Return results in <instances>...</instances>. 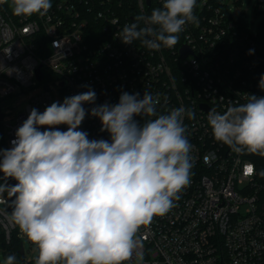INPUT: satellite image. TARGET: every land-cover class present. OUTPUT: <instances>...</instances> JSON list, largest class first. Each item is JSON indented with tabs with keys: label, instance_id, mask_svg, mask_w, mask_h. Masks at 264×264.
Wrapping results in <instances>:
<instances>
[{
	"label": "built area",
	"instance_id": "1",
	"mask_svg": "<svg viewBox=\"0 0 264 264\" xmlns=\"http://www.w3.org/2000/svg\"><path fill=\"white\" fill-rule=\"evenodd\" d=\"M51 2L43 18L16 16L11 0L0 3V101L35 93L16 115L0 107L9 148L31 109L43 112L89 87L97 99L83 105L86 111L118 103L121 92L142 98L146 90L159 94V114L190 108L195 118L185 117L184 123L193 145L191 181L166 215L140 229L143 264H264V187L256 166L216 141L207 120L212 108L223 114L245 103L248 94L264 97L258 87L264 75V19L253 31L245 15L233 14L227 4L197 0L199 25L186 24L174 47L151 51L139 40L124 44L118 35L136 15L162 7V0H151L150 6L147 0ZM7 115L11 119L4 122ZM100 129V120L86 115L78 130L90 140H110ZM249 165L256 175L244 174ZM15 229L0 216V239L10 243ZM35 260L27 261L25 253L22 261ZM131 264H139L135 254Z\"/></svg>",
	"mask_w": 264,
	"mask_h": 264
},
{
	"label": "clouds",
	"instance_id": "2",
	"mask_svg": "<svg viewBox=\"0 0 264 264\" xmlns=\"http://www.w3.org/2000/svg\"><path fill=\"white\" fill-rule=\"evenodd\" d=\"M10 7L16 16L43 18L52 2L11 0ZM196 7L197 0H162L150 15L124 25L118 38L127 45L139 40L151 51L172 48L186 24L199 25ZM258 87L264 91V75ZM96 99L89 87L43 112L31 109L12 147L0 149V216L36 246L35 264H131L134 254L143 264L140 229L166 215L190 184L193 145L184 120L195 118L192 109L159 114V94L146 90L142 98L121 92L118 103L86 111L83 105ZM245 99L223 114L212 108L208 124L214 139L234 153L264 157V97ZM86 115L100 120L110 140H90L78 130ZM244 174L256 175L254 165ZM0 264H16V256Z\"/></svg>",
	"mask_w": 264,
	"mask_h": 264
},
{
	"label": "rangeland",
	"instance_id": "3",
	"mask_svg": "<svg viewBox=\"0 0 264 264\" xmlns=\"http://www.w3.org/2000/svg\"><path fill=\"white\" fill-rule=\"evenodd\" d=\"M222 4H227L233 14L239 16L240 14H244L247 16V21L249 23V27L253 31H257L264 19V3H259V0H218ZM35 93H28L22 97H9L0 101V107L4 112L8 110H12L13 114L16 115L19 111H21L32 95ZM8 113V112H7ZM11 116L7 115L4 122H9ZM14 234L16 237L22 242L24 250L26 251V260L31 261L36 258L38 255V250L34 244H32L27 237L22 234L17 227L14 230ZM7 246L4 244V241L0 239V250L7 251ZM29 251V253H27ZM26 264V263H24Z\"/></svg>",
	"mask_w": 264,
	"mask_h": 264
},
{
	"label": "trees",
	"instance_id": "4",
	"mask_svg": "<svg viewBox=\"0 0 264 264\" xmlns=\"http://www.w3.org/2000/svg\"><path fill=\"white\" fill-rule=\"evenodd\" d=\"M210 1L216 5L222 4L218 0H210ZM153 9H154V7L149 9L147 11L146 16L150 15ZM242 15H244V14H242ZM136 17H137V15H136ZM245 17L247 20L246 15H245ZM141 26H143L142 23H141ZM0 149H10L8 146V143H7L6 131H5V127H4L3 122H0ZM244 155L246 158H248L250 161H252L255 164L257 172H258L257 179H258L259 183L264 187V177L259 176V172L264 170V157H260V156L255 155V154H247V153H245ZM2 175L3 174L0 173V176H2ZM8 183L14 185L16 183V181L10 179L8 181ZM10 211H11V209H9V212ZM16 229H17V226H16ZM14 232L15 231L12 232V239H11L10 243H8L4 238H1V240L4 241V244H6V246L8 248L7 251H4V250H2V251L4 252L5 257H7L8 255H15L16 256V264H24V262L21 259L20 253H19L21 246H22V242L16 237Z\"/></svg>",
	"mask_w": 264,
	"mask_h": 264
},
{
	"label": "water",
	"instance_id": "5",
	"mask_svg": "<svg viewBox=\"0 0 264 264\" xmlns=\"http://www.w3.org/2000/svg\"><path fill=\"white\" fill-rule=\"evenodd\" d=\"M147 4H148V6H150L151 5V0H147ZM182 52H183V56L184 57H186L188 55V51L185 48L182 49ZM37 73L39 75V80H42L43 76H42V73H41V67L38 68ZM3 119H4V114H3V112H2V110L0 108V122H2ZM19 253H20L21 259L24 260L26 251L24 250L23 245L21 246V249H20ZM27 253H29V251ZM3 259H5V257H4L3 252L0 250V261H2Z\"/></svg>",
	"mask_w": 264,
	"mask_h": 264
}]
</instances>
